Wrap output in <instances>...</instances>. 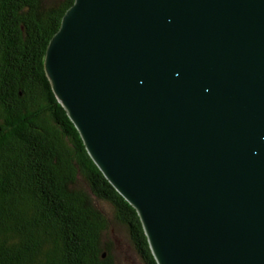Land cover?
Returning a JSON list of instances; mask_svg holds the SVG:
<instances>
[{"label":"water","instance_id":"obj_1","mask_svg":"<svg viewBox=\"0 0 264 264\" xmlns=\"http://www.w3.org/2000/svg\"><path fill=\"white\" fill-rule=\"evenodd\" d=\"M44 72L157 264H264V0H74Z\"/></svg>","mask_w":264,"mask_h":264},{"label":"trees","instance_id":"obj_2","mask_svg":"<svg viewBox=\"0 0 264 264\" xmlns=\"http://www.w3.org/2000/svg\"><path fill=\"white\" fill-rule=\"evenodd\" d=\"M73 1L0 0V264H157L136 210L93 162L44 72Z\"/></svg>","mask_w":264,"mask_h":264},{"label":"rangeland","instance_id":"obj_3","mask_svg":"<svg viewBox=\"0 0 264 264\" xmlns=\"http://www.w3.org/2000/svg\"><path fill=\"white\" fill-rule=\"evenodd\" d=\"M102 206H103V208L106 209L105 205H102ZM111 230H112V232H110L111 238L116 241L117 247L119 248V252L126 253L128 261L131 259L133 260V256H135V254L133 252L131 253V251L129 249H127L128 251H126V247L128 246V244H127L125 237L118 232H114L113 229H111ZM131 264H134V263H131ZM136 264H140V263L137 262ZM141 264H143V263H141Z\"/></svg>","mask_w":264,"mask_h":264}]
</instances>
